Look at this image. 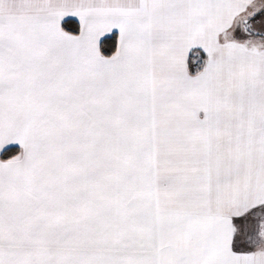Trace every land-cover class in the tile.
<instances>
[{
  "label": "snow or ice",
  "instance_id": "6c2138e0",
  "mask_svg": "<svg viewBox=\"0 0 264 264\" xmlns=\"http://www.w3.org/2000/svg\"><path fill=\"white\" fill-rule=\"evenodd\" d=\"M0 264H264V0H0Z\"/></svg>",
  "mask_w": 264,
  "mask_h": 264
}]
</instances>
